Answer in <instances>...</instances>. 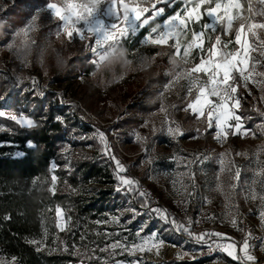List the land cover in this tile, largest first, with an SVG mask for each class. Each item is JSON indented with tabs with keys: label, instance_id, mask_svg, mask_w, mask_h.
Returning <instances> with one entry per match:
<instances>
[{
	"label": "rangeland",
	"instance_id": "1",
	"mask_svg": "<svg viewBox=\"0 0 264 264\" xmlns=\"http://www.w3.org/2000/svg\"><path fill=\"white\" fill-rule=\"evenodd\" d=\"M14 1L0 0V72L5 74L8 81V94L0 108L6 116L0 118L13 121L8 118L9 115H24L34 120L29 113L32 105L28 107L27 103H32L33 98H37L44 104L48 101L62 110V114H55L61 121L63 115L75 117L80 123L92 128L80 132L70 131L69 142L62 147L65 163L60 166L53 161L50 163L51 179L56 177L55 183L52 180V188L57 183L54 173L56 168L71 170L80 160L89 159L104 164L106 157L113 165V170H109L110 175L107 177L112 182L92 177L77 188L68 187L72 193H80L87 198L92 195L109 196L111 201L105 204H115L112 210L99 216L92 228L94 237L88 239L83 248L72 249V253L80 260H85L84 264H244L218 249L210 251L208 245L198 243L195 236L219 232L231 238L221 241L223 243L242 240L241 244H237V254L241 255L240 247L246 235L254 233L256 237L250 240L253 245L250 253L255 261L247 264H264V221L260 218V213L264 212V201L252 198L264 196V183L261 182L264 181V76H261L264 73V55H261L264 46L260 45V41L264 40V29L254 30L256 36L247 31L249 23H264V15H261L264 13V3L260 0H239L242 9L232 10L233 15L248 18L242 38L247 39L251 49H255H250L249 52L252 59L248 72L256 82L250 79L247 87H244L245 82L237 73V96H242L252 105L257 112V120L248 127L246 123L250 117H244L240 107L237 112L242 118L239 133L229 132L226 139L218 140L215 127H207V109L204 117H199L190 110L185 111L197 91L193 89L189 95L188 81L183 78L176 80L179 73L199 63L202 55L199 51H194L187 58V63L182 59L183 47L191 40V32L181 34L179 54L173 47L174 41H169L167 45L142 43L151 28L161 25L164 19L178 11L183 14L186 6H191L189 0H167V3L162 0L157 7H164L161 4H166L170 8L178 3V8L172 13L165 9L162 16L156 17L134 36L129 35L122 40L117 54L104 62H100L90 51L95 42L93 34L85 32L86 38L81 40L74 33L69 40L62 32L64 22L53 16L52 10L47 8L49 3L66 8L69 0L20 3L18 18L21 23L18 24H13L6 15L7 8ZM72 2L98 6V0ZM127 2L135 3L139 0ZM152 2L156 3V0ZM220 2L222 8L219 14L223 15V5L227 0ZM214 4L215 0L212 5L203 6L201 12ZM102 18L108 20L107 17ZM208 22L209 18L204 15L201 23L193 24L191 28L199 31ZM240 22L234 21L230 32H225L224 26H218L215 32L208 30L211 40L205 38V48L210 47L215 42L216 35H219L223 42L231 41L226 51L239 50L242 56L243 51L235 44V31ZM77 26L84 27L83 21ZM58 31L61 32L59 36ZM126 48L135 49L129 51L128 55L123 51ZM73 51L86 55L96 72L85 73L73 63L63 68L59 66V62L70 58ZM110 61L117 67L106 76L103 69ZM199 75L201 79H206L203 74ZM41 92L44 93L43 96L40 95ZM16 94H20L19 104L12 105V98ZM24 95L25 104L22 101ZM132 103L153 106L135 110L129 107ZM162 108L165 109L164 112L161 111ZM133 119L137 123L132 122ZM13 122L24 127L17 121ZM34 122L36 123L35 120ZM169 126H178L183 134L168 135ZM7 130L9 127L0 121V132ZM101 131L105 133L111 153L126 169L121 175L137 181L138 191H116L119 177L115 161L105 154L98 137ZM17 153L22 154V151L12 150V154ZM237 169L240 171L238 181L235 179ZM140 191L147 196L140 197ZM136 198H141L144 204H153L154 207L136 208ZM58 208L62 210L60 218L56 215ZM184 208L196 219L193 225L182 220L180 211ZM155 209L166 210L170 220H173L171 215L174 214L196 233L191 238L186 235L174 236L171 231L180 234V231H176V224L166 222L153 211ZM54 212L58 231L68 229L69 214L65 208L54 206ZM242 214L248 219L242 220ZM233 217L237 220L235 225L231 222ZM251 220L256 222L261 231L255 232ZM141 229L143 230L140 231ZM86 230L87 227L84 226L79 232L85 234ZM74 234L76 235V231ZM206 239L209 243L218 241L215 236ZM117 241L128 248L143 241H148L147 246L159 244V247H152L151 251L131 252L126 247L112 248L111 245ZM0 260L6 264L13 262V259Z\"/></svg>",
	"mask_w": 264,
	"mask_h": 264
},
{
	"label": "trees",
	"instance_id": "2",
	"mask_svg": "<svg viewBox=\"0 0 264 264\" xmlns=\"http://www.w3.org/2000/svg\"><path fill=\"white\" fill-rule=\"evenodd\" d=\"M36 1L39 0H15L14 4L7 8L6 15L13 24L21 23V19L18 18L20 3ZM177 4L170 8L166 4L161 5L166 12L172 13L178 8ZM134 49L126 48L123 51L130 55L129 51ZM87 58L86 55L73 51L70 58H64L59 62V66L63 68L73 63L85 73H95L96 69ZM112 63L108 62L103 69L106 76L117 67ZM7 90L8 81L5 74L0 72V108L3 107ZM239 98L240 112L244 117H250L246 125L251 127L257 120V112L245 98L242 96ZM19 99L20 94H16L12 98V105L19 104ZM22 101L25 104V95ZM27 105L28 107L32 105L29 113L36 121L37 126L34 128L21 127L13 121L0 118V121L9 127V130L0 132V258H15L16 264H84L85 260H80L72 253V249L83 248L84 243L94 237L92 228L99 216L112 210L115 204H105L111 201L109 196L92 195L89 199L80 193H72L68 187L77 188L92 177L112 182L107 177L110 175L109 170H113V165L106 157L104 164L89 159L80 160L71 170L56 168L54 173L57 176V183L52 188L50 163L53 161L59 166L65 163L62 147L69 142L70 131L80 132L92 128L80 123L75 117L63 115L62 121L57 120L55 114H62V110L55 108L48 101L44 104L41 99L33 98V102ZM152 106L153 104L145 103L129 104V107L135 110ZM131 121L137 123L136 119ZM28 143L33 146L30 147ZM13 149L22 151V155L12 154ZM57 205L65 208L69 214V228L64 231H58L55 225L54 206ZM145 205L141 198L135 199L136 208L154 207L153 204ZM171 217L176 225L190 228L193 235L196 233L191 226L184 225L174 214ZM84 226L87 230L82 234L79 229ZM171 232L176 237L193 236L184 231H180L179 235Z\"/></svg>",
	"mask_w": 264,
	"mask_h": 264
},
{
	"label": "snow or ice",
	"instance_id": "3",
	"mask_svg": "<svg viewBox=\"0 0 264 264\" xmlns=\"http://www.w3.org/2000/svg\"><path fill=\"white\" fill-rule=\"evenodd\" d=\"M162 0H156L153 3L152 0H139V2L129 3L127 0H98V6L89 5L85 3L76 4L72 0H69L66 8H60L55 3H49L48 9L52 10V15L57 17L63 23L62 32L65 33L69 40L73 38L74 33L79 36L81 40L85 39V32L93 34L95 36L94 46L90 47V51L98 57L100 62L106 61L110 56L116 55L118 49L122 46V40L129 37V35H135L138 30L143 29L146 25H149L156 17H160L164 14V7H157V4ZM167 3V0H163ZM264 3V0H260ZM149 6H143V5ZM213 0H189V5L186 6L183 14L176 12L174 15L168 16L163 20L161 25L151 28V32L148 33L142 43L150 45H167L169 41H174L173 47H175L177 54L181 51L180 36L182 33L187 34L191 32V40L186 42V46L183 47V57L187 63V58L190 57L194 51H199L202 55L199 63L190 69H185L183 72L176 76V80L186 79L188 81V93L191 95L193 89L197 91L195 98L188 103L185 111L190 110L193 114H198L199 117L205 116V110L207 109V127L209 129L215 127L217 135L216 139H226L229 132L238 134L242 128V118L237 114L241 107V100L237 96L238 87L236 83V74H239V78L243 80L244 87H247V83L250 79L256 82L255 78L250 72H248L249 62L252 59L249 55L251 45L247 39L242 38L245 31V21L248 19L242 15H233V9H242V5L239 0H227V3L223 5V15H220L222 4L220 0H215L214 6H208L204 12H201V8L205 5H212ZM249 11L251 6L249 5ZM151 13V15H146ZM204 15L209 18L208 23H204L199 31H195L191 28L193 24H200ZM264 15V13H261ZM107 17L108 20L102 18ZM83 21L84 27H78L77 25ZM241 21L239 27L235 31V44L239 45L241 52L226 51L228 43L221 40L219 35H216L215 42L211 44L207 49L205 48V38L210 41L211 36H208V30L215 32L218 26H224L225 32H230L233 29V22ZM31 28V25H29ZM256 29H264V23H249L247 24V31L253 36H256ZM27 31V29H26ZM60 31L57 32L59 36ZM258 39V37H257ZM260 45L264 46V40L260 41ZM255 50V49H251ZM264 55V52L261 53ZM205 56L207 58H205ZM243 65V66H241ZM248 72V74H246ZM199 74H203L206 79H201ZM264 76V73L261 74ZM44 95L43 92L40 93ZM162 112L165 109H161ZM6 113L0 111V117H5ZM9 119L17 121L24 127L34 128L37 124L33 119L20 115H9ZM60 120V117L56 118ZM234 130V131H233ZM167 133L170 136L182 135L179 127L167 128ZM247 134V133H245ZM98 137L103 144L104 152L110 158L115 161L117 175L119 177V184L116 188L117 192H135L138 191V182L133 179L126 178L121 175L126 171L125 167L116 160L114 155L110 151V145L107 142L105 133L102 131L98 133ZM30 147L33 145H29ZM17 155H22L17 153ZM222 156L224 154H221ZM223 162V161H221ZM264 175V173H262ZM240 171L237 169L235 173V179L238 181ZM53 183L56 181V177H52ZM264 183V181H261ZM235 188V185L232 186ZM140 197H146L145 192L140 191ZM191 195V194H190ZM248 198V197H246ZM252 198H259L264 201V196H253ZM146 206V205H145ZM135 216V210L133 209ZM168 223L176 224L174 220H170L166 210L161 211L159 209L153 210ZM56 215L58 218L62 216V210L57 209ZM260 218L264 221V212L260 213ZM115 219V218H114ZM233 225L237 223L235 217L232 218ZM59 226V225H58ZM141 229L140 231H142ZM176 231L187 232L189 236H192L190 228H186L183 225H176ZM139 235V232L137 233ZM215 236L218 241L209 243L206 237ZM198 243L207 244L209 250L218 249L223 253H226L228 257H231L236 261L254 262L255 257L250 253V248L253 247L250 244V240L255 239L251 233H248L240 247L241 255L237 254V244L235 241L230 243H223L221 241L231 240L230 237L225 236L219 232L216 233H202L195 236ZM264 239V238H262ZM32 243H38L32 241ZM148 241H143L139 245H132L130 248L122 245L119 241L112 244V248L126 247L127 251H151L152 247H159V244H153L147 246ZM147 246V247H146ZM0 264H6L5 261L0 260ZM12 264H15V258H13Z\"/></svg>",
	"mask_w": 264,
	"mask_h": 264
},
{
	"label": "built area",
	"instance_id": "4",
	"mask_svg": "<svg viewBox=\"0 0 264 264\" xmlns=\"http://www.w3.org/2000/svg\"><path fill=\"white\" fill-rule=\"evenodd\" d=\"M180 215H181V217H182V220H183L186 224L193 225V224L195 223V221H196V219H193V218L188 214L186 208H184V209H182V210L180 211ZM241 218H242V220L248 219L247 216H246L245 214H242V217H241ZM251 223H252V225H253V229L255 230V232H256V231H261V228L256 224V222H253V221L251 220ZM252 237L255 238V237H256V234L252 233ZM241 242H242V240H238V241L236 242V244H241ZM254 264H256V263H254Z\"/></svg>",
	"mask_w": 264,
	"mask_h": 264
}]
</instances>
